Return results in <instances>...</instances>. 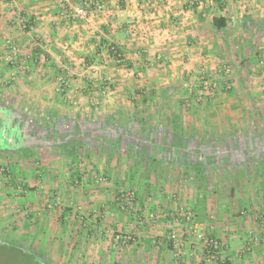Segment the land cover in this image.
Returning a JSON list of instances; mask_svg holds the SVG:
<instances>
[{
    "label": "crops",
    "instance_id": "obj_1",
    "mask_svg": "<svg viewBox=\"0 0 264 264\" xmlns=\"http://www.w3.org/2000/svg\"><path fill=\"white\" fill-rule=\"evenodd\" d=\"M93 1L101 9L80 22L69 18L77 0H0V90L38 108L32 121L46 112L97 131L67 134L77 135L68 144L55 128L24 135L38 160L21 158L3 185L6 229L19 219L56 264H207L196 239L183 263L173 258L168 233L185 240L178 215L189 210L231 264H264V0ZM8 38L20 51L13 64L4 61ZM222 66L232 91L188 107L197 80ZM80 141L71 165L61 146ZM121 190L133 192L144 227L122 210ZM118 233L135 242L119 247Z\"/></svg>",
    "mask_w": 264,
    "mask_h": 264
},
{
    "label": "built area",
    "instance_id": "obj_2",
    "mask_svg": "<svg viewBox=\"0 0 264 264\" xmlns=\"http://www.w3.org/2000/svg\"><path fill=\"white\" fill-rule=\"evenodd\" d=\"M80 4L79 7L74 9L70 14L69 18L77 20L80 22L86 21L90 15V8L94 7L97 10L101 9V4L93 0H77ZM18 28L20 31L25 32L28 29V22L23 18H18ZM5 55L4 61L7 64H13L19 57V48L12 38H8L4 42ZM115 48H111L114 51ZM231 69L227 66H222L213 71V74L209 76H202L197 81V91L191 93L190 99L187 100V106L190 107L194 104H201L209 100L214 94L219 92L228 93L233 89V81L230 78ZM57 83L59 85V91L67 93V84L63 76L57 78ZM78 97L73 96L70 100V104L76 106L78 103ZM6 174V170H3ZM117 201H119L123 211L130 212L136 217L138 225L144 227L145 220L140 218L138 215V210L135 206V196L131 191L121 190ZM47 209H52V206H47ZM20 215L23 214L22 211L19 212ZM25 215V214H24ZM151 216H149L150 218ZM180 217V222L187 225V231L185 235V240L175 232L171 231L168 233V240L171 243L173 258L177 262H184L185 256L187 254V244L189 247H194L193 240L196 239L200 242L202 250L204 252L205 261L207 264H231L232 260L227 255V246L223 244L219 239L214 238L204 232L201 225L196 221L195 214L189 210H181L178 215ZM258 227L260 229L261 239L264 243V213H261L256 218ZM114 243L121 248H126L135 242V238L130 234L118 233L114 238ZM255 242V241H254ZM253 243L250 242L246 244L240 251H238L237 256L242 258L249 255L252 252Z\"/></svg>",
    "mask_w": 264,
    "mask_h": 264
},
{
    "label": "rangeland",
    "instance_id": "obj_3",
    "mask_svg": "<svg viewBox=\"0 0 264 264\" xmlns=\"http://www.w3.org/2000/svg\"><path fill=\"white\" fill-rule=\"evenodd\" d=\"M22 103L23 102L18 98L12 97L11 95L9 96L7 91L0 90V107L8 109L20 121L31 122L33 125L32 131L41 133L55 126V117L50 116L49 118L46 112L44 117H38L32 121V118H35L32 116L36 114L38 108L35 110L29 107L27 108L25 105H22ZM29 113L32 115L29 116ZM46 118H48V120H46ZM144 129H146V126H144V128L142 127L140 131ZM96 132L97 131L94 129L91 133H89L88 129L87 131L84 129L81 131V128L74 129L70 123L64 122L62 126L59 125L57 127L56 132H53V134H66L63 136L64 139L62 140L63 143L68 144L74 142L77 135L75 139H73L74 136L69 138L67 134H96ZM9 140L11 139L7 141ZM2 144L3 141L0 140V145ZM23 152H26V155L35 154L33 149L21 150V153ZM21 161L22 159L19 152L16 151V148L11 151H0V195H2V191L5 189L3 185L7 186V184H9L8 181H14L12 178V176H14V166H18ZM3 170H6V174L3 173ZM5 202V199L0 198V264H56L53 259L47 257L44 252L36 246L35 238L32 235H27V237H25V235L21 233L19 230L20 225L18 224L19 219L16 220L17 222L15 221L13 223L15 224V228L12 231L6 229L8 224L5 216H7L6 213L8 208L5 207ZM14 210L15 216H20L19 212L21 209L18 206H14Z\"/></svg>",
    "mask_w": 264,
    "mask_h": 264
},
{
    "label": "trees",
    "instance_id": "obj_4",
    "mask_svg": "<svg viewBox=\"0 0 264 264\" xmlns=\"http://www.w3.org/2000/svg\"><path fill=\"white\" fill-rule=\"evenodd\" d=\"M213 27L216 31H224L227 27V23L223 18H214ZM64 121L56 122L53 128L57 129L59 125H63ZM33 125L31 122H23L16 118V116L10 112L8 109L0 107V140L3 144L0 145V151H11L16 148L22 159H29L32 161H37L38 157L35 154H27L26 152L21 153V150H29L26 146V140L23 139L26 134H37L38 132L32 131ZM76 129H79L76 126ZM8 139L13 140L14 144L8 146ZM83 144L82 141L78 142L77 145L67 146L62 145L61 150L64 157L69 159L71 165H75L79 162V157L81 155ZM18 149V150H17Z\"/></svg>",
    "mask_w": 264,
    "mask_h": 264
},
{
    "label": "water",
    "instance_id": "obj_5",
    "mask_svg": "<svg viewBox=\"0 0 264 264\" xmlns=\"http://www.w3.org/2000/svg\"><path fill=\"white\" fill-rule=\"evenodd\" d=\"M13 144H14L13 140H9V141H8V146H9V147L12 146Z\"/></svg>",
    "mask_w": 264,
    "mask_h": 264
},
{
    "label": "flooded vegetation",
    "instance_id": "obj_6",
    "mask_svg": "<svg viewBox=\"0 0 264 264\" xmlns=\"http://www.w3.org/2000/svg\"><path fill=\"white\" fill-rule=\"evenodd\" d=\"M37 134H39V133H37Z\"/></svg>",
    "mask_w": 264,
    "mask_h": 264
}]
</instances>
